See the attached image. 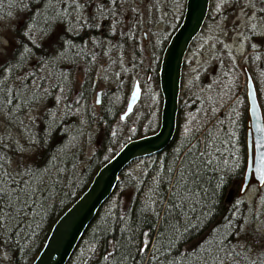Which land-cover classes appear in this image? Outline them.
Instances as JSON below:
<instances>
[{
  "label": "trees",
  "instance_id": "1",
  "mask_svg": "<svg viewBox=\"0 0 264 264\" xmlns=\"http://www.w3.org/2000/svg\"><path fill=\"white\" fill-rule=\"evenodd\" d=\"M152 7L154 11V2ZM14 8L22 12L8 33L14 45L3 57L12 65L11 71L0 74V117L4 122L0 153L7 171L25 165L39 169L33 184L39 185V190L27 203L11 205L12 211L5 209L0 222V264H30L52 223L86 188L97 168L126 140L157 128L161 103L157 78L160 53L182 11L174 22L164 20L148 45L150 49L145 47L147 50L138 47L134 23L129 20L120 24L116 29L119 39L110 49L118 46L126 54L124 63L110 57V61L100 64L96 57L91 58V50L75 49L74 40H67L71 45L62 40L58 53L54 41L43 45L38 37H25V0H10L8 5L0 6V13ZM223 8L207 11L205 18L219 17ZM45 18V15L30 16V28L40 32L38 21L44 24ZM23 45H28L31 52L17 62ZM253 54L247 64H242L252 73L264 72L263 60L256 64L257 51ZM77 58L82 59L83 69L76 82L73 61ZM182 68L183 63L181 71ZM133 72H148V81L144 82L150 87L139 94L132 110L120 117ZM241 73V66L239 69L235 65L221 45L186 82L181 73L175 130L169 143L156 152L132 159L122 168L111 192L97 207L63 264H160L165 256L158 254L159 259L153 261L152 245L164 248L170 240L185 233V229L189 230L167 259L179 257L185 249H196L206 239L219 242L224 236L229 247L240 254L233 257L235 264H250L257 259L260 253L253 248L248 252L243 244L262 243L264 236L252 225L256 219L252 205L239 200L237 193L245 162L247 117ZM98 81L103 89L100 102L95 104L93 93ZM256 90L264 120V101L258 86ZM36 106L39 111L28 119L26 113ZM24 117L25 131L16 142L8 128ZM192 145L211 154L213 167L202 173L200 187L193 189L199 195L185 205L187 215L177 210L166 217L164 206L152 205L150 190L158 186L165 192L164 204L168 203V189L177 183L181 160ZM234 163L238 166L234 167ZM168 180L171 183H166ZM230 188L232 195L225 202ZM229 220L232 226L225 231ZM193 224L197 226L191 227ZM213 229L220 234L216 235ZM146 241L151 244L145 253H140L139 248Z\"/></svg>",
  "mask_w": 264,
  "mask_h": 264
},
{
  "label": "water",
  "instance_id": "2",
  "mask_svg": "<svg viewBox=\"0 0 264 264\" xmlns=\"http://www.w3.org/2000/svg\"><path fill=\"white\" fill-rule=\"evenodd\" d=\"M208 3L209 0H184L180 20L160 53L157 78L161 103L157 128L150 133L126 140L97 168L86 188L52 223L41 248L30 264H63L97 207L111 192L122 168L132 159L156 152L169 143L175 130L183 58L190 42L202 26ZM241 70L247 117L245 162L237 188L238 194L244 192L250 181H255L258 186L264 182L263 113L249 69L241 64ZM148 75L149 73L146 78ZM139 91L138 83L133 82L120 117L130 111ZM100 92L101 89L97 88L93 99L95 104L99 103Z\"/></svg>",
  "mask_w": 264,
  "mask_h": 264
},
{
  "label": "rangeland",
  "instance_id": "3",
  "mask_svg": "<svg viewBox=\"0 0 264 264\" xmlns=\"http://www.w3.org/2000/svg\"><path fill=\"white\" fill-rule=\"evenodd\" d=\"M153 2L154 11L152 10ZM181 3L182 0H132L130 4L128 0H125V9L123 10L127 14L125 22H129L130 17H134V20L131 19L130 21L137 27L135 35L138 40V46L142 50H147L144 47L145 44L147 46L151 44L156 37V31L162 27L165 19H168L171 23L178 19L182 11ZM222 7H224L222 15L219 17L213 19L204 18L200 30L192 39L185 52L181 71L185 82L196 72L197 67L203 65L213 56L216 48L220 45L228 51L239 69L242 63L247 64L248 60L255 55L253 54L255 51H257V57H255L256 64H261V59L264 63V0H209L207 11L215 12ZM21 12L19 8H14L8 12L2 10L0 13V44L8 41L7 49L12 47V43H10L11 38H9L8 33L14 28L16 20L20 18ZM141 34H143L142 38ZM148 48L150 49L149 46ZM7 49H0V51L7 52ZM114 50L111 51L110 57H118L120 62L124 63V56L126 54H123V51L114 52ZM125 64H128V62H125ZM129 67H132V65L130 64ZM73 72L74 79L77 82L81 78V67L78 70L73 69ZM250 73L255 81L256 89L258 86L260 89L258 91L264 101V72L258 70L254 74L250 70ZM144 77V73L138 74L137 72H133L131 87L134 81L140 82L139 94L146 92L150 87L148 82H144ZM240 79L243 85L242 73ZM98 84L103 86L101 81H98ZM258 100L261 102V99L258 98ZM38 111L39 107L36 106L26 113V117L28 119L34 118V115ZM3 128L4 122L0 117V131ZM18 128L21 131H18ZM8 131L11 136L14 135L15 141L19 142L20 139L17 137L21 135V132L25 131V117L9 126ZM231 194L232 188L227 191L225 202L230 199ZM238 196L239 200L243 199L246 203L252 205L256 212V219L253 220L252 225L264 236V182L258 186L255 181H250L244 192L238 194ZM243 246H246L248 252L253 248L258 253H264V241L254 244L250 242L247 245L243 244Z\"/></svg>",
  "mask_w": 264,
  "mask_h": 264
},
{
  "label": "snow or ice",
  "instance_id": "4",
  "mask_svg": "<svg viewBox=\"0 0 264 264\" xmlns=\"http://www.w3.org/2000/svg\"><path fill=\"white\" fill-rule=\"evenodd\" d=\"M8 41H5L3 44H0V49H7ZM10 51V49H7ZM31 52V49L28 45H23L22 50L16 56L17 62L21 58L27 56ZM7 54L6 51H0V74H7L11 71L12 65L8 61L4 60L3 57ZM13 99L9 98V103L11 104ZM131 110V109H129ZM23 151V149H20ZM210 153L207 151L201 152L198 148V145H192L189 149V152L185 154L183 160H181V168L177 177V183L174 184L171 188L168 189V203L164 204L165 192L161 191L157 186L155 189L150 190L151 195L149 199L152 201V205L160 204L164 206L166 217L170 213H175L179 210L183 215L184 207L189 202L193 201L194 195H199V193H194V188H199V181L203 179L202 173L205 172L208 168L213 167V159H210ZM4 156L0 153V222L3 221L4 211L8 208L10 211L14 210L10 208L11 205L15 203H27L30 197L35 196L36 191L39 190V185L33 187L34 179L36 172L39 169L34 168L30 165H25L22 169H14L12 171H7L4 168L3 164ZM238 166L234 163L233 165ZM169 175L172 172V169L169 168ZM15 172V175H13ZM18 177V178H17ZM264 179V175H262ZM166 183H171L170 180ZM224 183V181H221ZM219 186V185H218ZM240 201H236V204L239 205ZM20 209L19 211H22ZM194 211V209H191ZM196 224L191 225V227H196ZM232 226V221L229 220L225 226V231L228 227ZM243 225H241V230ZM189 229H185V233ZM213 232L216 235H219L218 229H213ZM180 233L179 236H176L174 239L170 240L169 244L164 248H158L156 245H152L154 251L152 259L156 261L159 259L158 254L165 256L164 260L160 261V264H235L233 257L240 255L235 253L228 245L227 236H224L219 242L214 238L211 240H205L201 242L196 249H185L184 252L180 253L179 257L172 256L171 259H167L168 256H171V253L174 249L178 248L180 238L185 234ZM145 236H148L149 233H145ZM229 235H237L236 233H230ZM151 244V241H146L143 244V247L139 248L140 253H145ZM215 248V250H213ZM105 255L104 259L108 260L109 256ZM247 259V256H245ZM250 264H264V253H260L257 256L256 260L250 261Z\"/></svg>",
  "mask_w": 264,
  "mask_h": 264
},
{
  "label": "flooded vegetation",
  "instance_id": "5",
  "mask_svg": "<svg viewBox=\"0 0 264 264\" xmlns=\"http://www.w3.org/2000/svg\"><path fill=\"white\" fill-rule=\"evenodd\" d=\"M131 1L128 0V3L131 4ZM9 2L10 0H0V6L8 5ZM124 3L125 0H25V37H38L43 45L54 41L58 47V53L62 50V40L65 45H71V42H67V40H74L75 49L79 48L87 52L91 50L89 54L92 56L91 58H97V63H107L111 60L109 50L121 51L116 45L111 49L110 46L119 39L116 29H119L120 24H124L127 19V14L123 11ZM43 15L46 16L45 23L42 24V21H38L41 24L40 32H35L33 28H30L29 17L40 18ZM131 19L134 20V17H130ZM142 37L143 34H141ZM10 43L12 46L14 45L12 38ZM146 46L147 44L144 47ZM114 58L118 59V57ZM77 59L73 61L74 70L81 67L82 72V59ZM58 62H61L60 57ZM146 77L147 74H145L144 80L148 81L149 75L148 78ZM97 88H100L102 92L101 85H98Z\"/></svg>",
  "mask_w": 264,
  "mask_h": 264
}]
</instances>
